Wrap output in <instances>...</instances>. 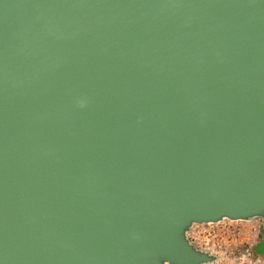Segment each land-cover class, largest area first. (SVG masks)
<instances>
[{
	"label": "water",
	"instance_id": "95a60500",
	"mask_svg": "<svg viewBox=\"0 0 264 264\" xmlns=\"http://www.w3.org/2000/svg\"><path fill=\"white\" fill-rule=\"evenodd\" d=\"M256 215L264 0H0V264H203Z\"/></svg>",
	"mask_w": 264,
	"mask_h": 264
},
{
	"label": "rangeland",
	"instance_id": "374dc122",
	"mask_svg": "<svg viewBox=\"0 0 264 264\" xmlns=\"http://www.w3.org/2000/svg\"><path fill=\"white\" fill-rule=\"evenodd\" d=\"M189 243L212 260L203 264H264V216L249 219L224 217L193 222L185 232Z\"/></svg>",
	"mask_w": 264,
	"mask_h": 264
}]
</instances>
